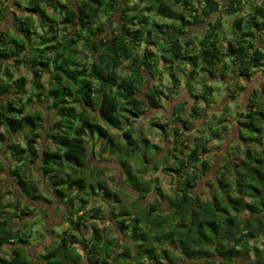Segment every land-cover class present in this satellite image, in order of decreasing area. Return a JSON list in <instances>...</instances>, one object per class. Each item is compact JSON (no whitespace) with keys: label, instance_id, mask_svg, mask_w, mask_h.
<instances>
[{"label":"trees","instance_id":"trees-1","mask_svg":"<svg viewBox=\"0 0 264 264\" xmlns=\"http://www.w3.org/2000/svg\"><path fill=\"white\" fill-rule=\"evenodd\" d=\"M246 2L26 0L23 12L10 11L14 28L0 30V172L5 179L9 175L30 202L20 209L17 201L3 203L12 185L2 184L0 178V264H109L110 260L111 264H159L163 258L168 264H264V84L247 93L243 111L217 119L219 128L210 124L209 132L194 136L187 151L180 147L185 132L177 124L170 133L176 143L173 149L162 151L147 137L138 136L146 152L154 148L158 159L165 158L159 161L174 158L173 165L162 167L176 178L173 196L161 190L156 176L145 178L158 171V163L150 168L139 166L137 171L129 165L130 161L137 164L134 151L139 146L132 122L147 108H162V99L176 94L172 88L181 80L174 73L175 63L190 66V79L196 71H204L210 79L226 81L232 99L247 90L255 73L264 74V2ZM14 4L22 7L19 0ZM244 4L249 9L232 21V29L223 26L222 11L242 12ZM6 8L0 0L1 20ZM151 13L165 22L159 23ZM117 14L119 20L110 22ZM212 14L217 15L210 21ZM200 23L209 26L204 36L188 34ZM191 43L197 47L187 52ZM19 66L31 74L29 80L15 74ZM164 75L173 84L171 89L162 82ZM189 78L184 79L188 92ZM203 86L213 93V87ZM194 93L193 89V103L186 113L187 101L172 107L171 115L186 131L206 115ZM204 102L207 110L211 102ZM53 111L54 117L45 114ZM234 122L244 147L242 158L237 162L226 158L212 194L201 200L193 195V188L211 169L201 154L208 152L210 138L220 140ZM151 126L168 138L165 124L153 121ZM111 129L119 132L123 142L117 141ZM42 131L47 138L43 146L38 143ZM93 158L98 164H92ZM108 160L120 166L121 184L136 194L127 206L102 177V165ZM33 171L45 180L63 215L53 224L59 225L60 232L41 223V239L50 235L51 240L30 254L32 236L27 224H20L23 218L15 219L9 210L33 214L31 202L38 204L40 199L36 185L27 178ZM110 181L118 186L116 176ZM120 192L127 194L123 189ZM150 195L153 201L142 204L141 199ZM93 199L108 205L112 228L122 235L121 245L115 244L116 238L105 237L94 222L87 236L86 221L105 217L100 205L86 209ZM178 222L184 229L177 236ZM172 226L176 231L169 230ZM258 237L261 247L256 246ZM153 239L158 248L152 245ZM144 245L150 248L138 259L136 248Z\"/></svg>","mask_w":264,"mask_h":264},{"label":"rangeland","instance_id":"rangeland-1","mask_svg":"<svg viewBox=\"0 0 264 264\" xmlns=\"http://www.w3.org/2000/svg\"><path fill=\"white\" fill-rule=\"evenodd\" d=\"M4 1H5V4L7 5V8H6L7 11H6V15H5L4 19L1 20V18H0V30H4L6 28H14V24H12L13 20H12V15H11L10 11L23 12V6L26 5V3H25L26 0H19V2L22 3V7H14V5L11 4L10 0H4ZM9 1H10V3H9ZM135 1L136 0H131L132 3H135ZM167 1L170 2L171 0H167ZM247 2H248V4H250L251 2L258 4V3L264 2V0H247ZM8 3H9V5H8ZM143 4L146 5V1ZM143 4L140 5V7L143 6ZM248 4L243 5L242 12L235 11V12H231V13H226L223 10L222 11V19H221L223 26L230 29L232 21L235 18L242 17L241 15L245 14L247 9H249ZM173 7L177 11L181 10L180 5H178V6L174 5ZM221 9H224V8L222 7ZM221 9H219V10H221ZM47 12L49 15L52 14V10L50 8L47 9ZM184 14L188 15V17H192V16H189V15H192V13H190L186 10H184ZM216 15L212 14L210 21H212L214 18H216ZM151 16L154 19H156L159 23L165 22V20L160 19L159 17L155 16L153 13H151ZM102 19L105 20L104 18H102ZM245 19H247V17H245ZM116 20H119L118 14L115 17L111 18L110 22L116 21ZM108 22L109 21H107V23ZM243 22L245 24H247V22L245 20H243ZM164 29H169V28L165 27ZM207 29H209V26H207L206 23L196 24L193 26V29H191L188 32V34H190L191 36H196V37L204 36ZM229 29H226V31H229ZM227 34L229 35V37L231 36L230 33H227ZM263 42H264V40H263ZM193 47H197V46L194 43L187 45V48H186L187 52H189V50ZM80 55H82V52H80ZM178 64L179 63L174 64L173 70H174L175 75H177V78H179L181 80L179 83V86H176V88H172L173 84L170 82L169 77L167 75H164V77L162 78V82L165 83L166 89L172 88V89H174V91H176V94H172L171 95L172 98H170L169 100L162 99V101H161L162 108H156V109L147 108V111L145 114H143L138 119H136L135 122H132V127L134 129L133 135L135 138V143L137 145H139V142H140V138L138 137L140 135L142 137L143 136L147 137L149 139L150 143H154V144L162 147L163 148L162 151L167 150L169 148L173 149V147L176 143L172 140L173 137L170 135V133L172 131L173 125L177 124L181 128V132L182 131L185 132V134L182 136V141L180 143L181 144L180 147L182 149H184V151H187L186 150L187 147L192 146V141H193L192 138L194 136H198L201 134H205L206 132H209L208 127L210 124H211V126H213V128H219L221 124L217 122V119L231 118V117L236 116V112L241 111L243 109V107L246 105L247 93L251 89H253V87L261 86L262 84H264L263 72H257L254 74V76H252V81L249 82V84L247 83V85H246L247 90L241 92L239 95L236 96V98L232 99L230 97L232 95V92L230 89L231 86L229 84H227L226 81L223 82L219 78L210 79L208 72H204V71H196L194 78L190 79L189 75H187V71L190 69V66L186 63L185 64L181 63V67H179ZM15 74L19 75V76H25L28 80L31 78V74L23 66H19L18 69L15 70ZM187 78H189V80H190V85H188V86H190V87H188L190 92H188V90L186 88L187 87V85H186L187 81H184V79H187ZM228 80L230 81L231 79L228 78ZM42 82L44 83L43 80H42ZM204 83H207L209 86L213 87V89H214L213 93H209V92L204 90V86H203ZM243 85H245V84L243 83ZM29 86H30V83L27 84L26 88L28 89ZM193 89L197 93V94L196 93H194V94L198 95V98H199L198 104L201 106V109L203 111L202 114H204V112L206 111V115H205L203 120H195L194 124L192 125V128L190 130L186 131L183 128V126L176 120V118L171 115V113L173 111L172 107L173 106L179 107V105L182 104V101H187L185 113H186V111H188L189 107L193 103V98L191 96ZM201 94L204 97H206V99H202ZM205 100L211 102L210 106L207 107V110L205 108V106L207 104L206 102H204ZM38 107L39 106H37V107L35 106V108H38ZM45 114H47V115L49 114L51 117H54L56 115V111H53L51 113L48 112ZM214 114L217 116L216 119H212V115H214ZM153 121H159V122L165 124V128H166V131L168 134V136H167L168 138L162 137L161 130L158 127L151 126V122H153ZM49 122H50V120H47V125L49 124ZM235 125L236 124L234 122V124L231 125L230 129L227 130L225 132V134H222L220 140L210 138L209 144H208V152L205 154H201L202 159L207 160L209 163V166L211 167L210 171L199 179L197 187L193 188V190H195L193 195L198 196V198L201 200H207L209 198V196L212 194V190L214 189V187L217 184L216 180L219 176L218 170H220L221 165L226 161V158H228L230 161H234V162L240 161L242 158V150L244 147L242 145V141L238 139V136H237L238 134H237ZM197 130H199V131H197ZM111 133H113L114 135H116L118 137L117 141L119 143L123 142L122 139L120 138V134L118 131L111 129ZM243 133L248 134L246 129L243 130ZM40 135H42V137H40L38 139V143L43 146L47 142V138H46V136H44L43 131H42V133H40ZM17 139L20 140L21 137L19 136ZM238 146H241V147H238ZM149 151L150 152H146L145 145H144V143L141 142L140 145L134 151V157L136 158L137 164L135 163V161H130L129 165L132 167V169L134 168V171H137V168L139 166L140 167L145 166L146 168H150V167H153V165L158 163L159 164L158 171L155 173L149 172L145 178L150 179V177L153 178L156 176L158 179L157 184L161 187V190L164 193H166L168 196H173L172 187L176 185V183H175L176 178H175V176H169L167 173H165L163 171L162 167L168 166V165H173V163L175 162L174 158L168 157L166 159V161H164V162L159 161L160 159L163 160L165 158L162 157V158L158 159V157L156 156V149H154V148H150ZM166 153H164V155ZM174 153L178 154L177 151H175ZM145 154H146V156L143 159L142 157ZM109 156H110L109 152L108 153L105 152V158L110 159ZM104 163L105 164L102 165V168L104 170L103 171L104 173L102 176L103 179H106L107 183L112 187V189H114V191L118 192L121 195L124 203L127 206L129 204V202L133 199V197L136 196L135 192L132 191L131 189L127 188L123 184H121V180L123 178L122 177L123 176L122 170L116 162L108 160L106 162L104 161ZM92 164H98V161H96V159L93 158ZM7 173L9 174L8 170L6 172V175H8ZM4 175H5L4 173L0 172V178L3 180L2 184L6 185L8 182H10L12 185L10 187L12 189L10 187L9 188L12 190V193L6 194L3 197L2 202L3 203H12L13 201H17L20 204L18 206L19 209L22 208L24 205H28L30 200H27L23 196V194L18 190L16 184H14L12 182L11 178L8 177L9 175L7 176V179H5ZM115 176L117 178L118 186H120L119 188H118V186H116L113 183V181L112 182L110 181V178L115 177ZM27 178L29 181H31L33 184L36 185L37 193L40 196L38 204L35 202H31V204H33V208H32L33 214L30 216L21 215L19 209L15 210V211H13V209L9 210V213H14L15 219L17 217H22L24 221H22L20 224H23V223L25 225L27 224L28 231L31 233V236H32V238L30 240L32 242V245L29 247V251H30V254H34L36 251H40L42 249L43 245L47 244L51 240L50 235H46L45 238L41 239L40 231H38L40 229L39 227H40L41 223L44 221V223H45L44 226H46V227L48 225L54 226L53 224H55L58 220H60L61 216L63 215V210H62V207L53 198L52 191L49 190V188L47 187V185L45 183V180L42 178V176L39 173H36L33 171L32 173L28 174ZM208 182H209V184H208ZM5 187L8 188V186H5ZM6 188H4L3 190H5ZM122 189L124 190V192H127V194L121 193L120 191ZM213 192H215V190ZM43 198L50 199L51 202H47V201L45 202V200H43ZM152 199H153V196L150 195L145 199H141V203L146 204L150 201H153ZM94 205H100L101 206V208L103 209V212L105 213V217L103 219L97 218L95 220L89 219L86 221L85 227L86 226H88V227H86V230H84V231H86L87 236H89L90 232H91V228L89 227V224H90V222H94L99 227V229L102 231V233L105 235V237L113 238V239L116 238L115 244L121 245L120 243L123 242V239L121 238L122 235L119 234L117 231H115L112 228V227H114V223L112 220H110L111 214L109 213V210H108L109 208H107L108 205H106L102 201H97L96 199H93L91 204L86 206V209H89ZM37 207H38V209H37ZM180 224L181 223L178 222V224L176 225L177 226V229H176L177 230V236L182 232L181 230L184 229L183 226H181ZM58 226L59 225L54 226V230L56 232L61 231V229H58ZM61 227H64V225H62ZM65 227H66V225H65ZM170 229H173L174 231H176L174 226L169 228V230ZM258 239H259V237H258ZM41 241H43V243L40 244L39 242H41ZM129 243L131 244V242H129ZM138 243L140 244V243H142V241H140ZM176 243L179 245V242H176ZM156 244H157L156 241L153 239L152 245L157 246ZM167 245L170 247V244H167ZM256 246L257 247L262 246L260 239L258 240ZM148 248H150V247L145 246V245L142 247V249H141V246L136 248V249H138V253H139L138 259L142 258V254L144 253V250L148 249ZM157 248H158V246H157ZM136 249H135V251H136ZM167 250L169 251L168 248H167ZM171 252H172V250H171ZM144 255L147 256L146 254H144ZM174 258H175V254H174ZM249 258H251V259L253 258L252 254L249 255ZM145 259H146V261H148L147 258H145ZM96 263L101 264L98 261ZM109 264H111V260L109 261ZM121 264H128V262L122 261ZM159 264H168V263L166 262V259L163 258L162 262H160Z\"/></svg>","mask_w":264,"mask_h":264},{"label":"crops","instance_id":"crops-1","mask_svg":"<svg viewBox=\"0 0 264 264\" xmlns=\"http://www.w3.org/2000/svg\"><path fill=\"white\" fill-rule=\"evenodd\" d=\"M11 1V4L12 5H14V7H18V6H16V4H14V2H15V0H10ZM10 1H9V3H10ZM9 3H8V5H9ZM12 8V7H11ZM11 13V12H10ZM11 15H12V13H11Z\"/></svg>","mask_w":264,"mask_h":264}]
</instances>
